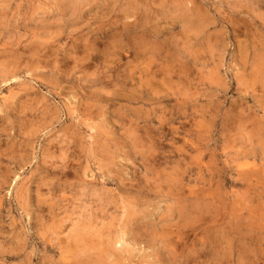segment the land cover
Listing matches in <instances>:
<instances>
[{"label":"rangeland","instance_id":"1","mask_svg":"<svg viewBox=\"0 0 264 264\" xmlns=\"http://www.w3.org/2000/svg\"><path fill=\"white\" fill-rule=\"evenodd\" d=\"M99 259L264 264V0H0V264Z\"/></svg>","mask_w":264,"mask_h":264},{"label":"bare ground","instance_id":"2","mask_svg":"<svg viewBox=\"0 0 264 264\" xmlns=\"http://www.w3.org/2000/svg\"><path fill=\"white\" fill-rule=\"evenodd\" d=\"M88 224V223H87ZM81 228V227H80ZM87 230V229H86ZM79 231V230H78ZM81 237V236H80ZM85 237V236H84ZM85 239V238H84ZM89 239V238H88ZM97 243V242H96ZM111 244V243H110ZM94 245V244H93ZM108 245H109V243H108ZM90 248V247H89ZM99 249V248H98ZM107 249H109V247L107 248ZM113 249V248H112ZM83 250V249H82ZM104 251V250H103ZM105 251H106V249H105ZM104 251V252H105ZM107 254V257H113V256H111V255H113V253H110L109 251H106V253H105V255ZM100 255V254H99ZM103 256V257H106V256ZM100 257V256H99ZM102 257V256H101ZM119 257V256H118ZM130 257V256H129ZM92 259V258H91ZM105 259H107V258H105ZM119 258H115L114 260H118ZM112 260V259H111ZM97 262V264H105L106 263V261H103L102 259H99L98 261H96ZM95 262V263H96ZM115 262V261H114ZM118 263V262H117Z\"/></svg>","mask_w":264,"mask_h":264}]
</instances>
